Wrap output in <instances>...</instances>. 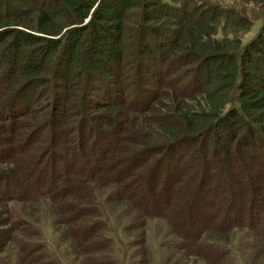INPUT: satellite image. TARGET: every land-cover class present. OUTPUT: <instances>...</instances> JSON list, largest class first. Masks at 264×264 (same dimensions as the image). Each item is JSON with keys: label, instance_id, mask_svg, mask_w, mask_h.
Masks as SVG:
<instances>
[{"label": "trees", "instance_id": "trees-1", "mask_svg": "<svg viewBox=\"0 0 264 264\" xmlns=\"http://www.w3.org/2000/svg\"><path fill=\"white\" fill-rule=\"evenodd\" d=\"M66 1L70 8L68 11L73 12L74 16L70 22H80L83 15L78 14V10L84 6L83 1ZM165 1L142 2V21L138 22L137 27L143 34L139 38L140 44L145 40L144 30L149 28L148 23L154 17L160 19L167 15L163 13L164 6H167ZM209 6L207 10L205 6L195 8L192 13L184 16L185 21L189 22L179 26L174 33L175 39L167 43L169 50L163 51L156 59L159 64L157 73L163 78L167 77L166 83L170 90L164 93L160 101L157 100L158 96L152 97L147 88L150 83L147 76L154 75L153 67L156 66L152 67V63L155 59L146 56L139 44L130 39L128 41L127 26H119V32L115 35L117 50L110 65L113 68L112 74L117 75L125 70L123 74L128 81L121 87L122 92L127 91V95L133 96L123 108V101L111 103L121 88H116L117 84L109 80L107 88L111 92L99 87L102 90L100 96L107 100L93 102L94 108L117 106L123 109L115 111L118 112V119L114 125L118 124V127L115 133L109 134V148L99 154V164L90 169L84 167L83 178L73 182L68 176L54 172L52 166L40 175L48 179L52 186L50 194L45 195L50 204L46 205L42 201L41 204L48 213L55 216L54 224L63 226L60 232L67 246H76L77 253L85 256L88 264H94L95 261L98 264L114 263L112 255H109L113 239L100 233L104 226L107 227V221L102 219L99 210L100 205L94 204L93 192L89 197L82 195L86 186L98 182L109 188L105 203L116 205L123 204L122 201L130 202L138 217L163 220L166 232L182 240L179 248L186 253L190 252L201 264H220L225 260L231 264L229 258L241 260L244 252L252 248L254 254L250 264H264V95H261L264 88V19L256 34L245 43H241L237 35L229 39H211V19L224 15L220 7L215 4ZM207 12L211 16L206 15ZM96 17L97 12L93 14V19ZM103 17L99 15L100 19ZM122 18L125 19L126 15L123 14ZM234 19H239V22ZM234 19L228 22L229 27L240 25L246 29L250 24L242 15ZM72 34L73 31L56 41L55 47H60L57 63L63 58L68 62L76 40L70 38ZM42 54L36 52L34 57L30 54L26 57L35 61ZM205 60L213 61L214 64L222 60L230 64L229 76L233 83L230 85L229 104L224 111L192 105V98H188L182 89L185 77L190 76V79L198 81ZM66 64L63 63L62 67H66ZM11 81L0 88L2 108L6 94L13 91V87L23 85L20 78L14 77ZM85 82L83 90L87 96L88 87ZM65 90L68 92V87ZM83 93L74 96L78 106L84 104ZM65 97L63 102L67 103L69 94ZM256 97L261 99L247 103ZM156 100V104L151 106ZM63 105L64 114L61 113L66 117L68 107ZM74 112H70L72 118L77 114ZM59 122L64 124L66 121L61 119ZM73 130L71 128L69 132ZM14 137L17 139L18 133ZM82 139L76 143L80 148L86 142V139ZM180 147L189 148L188 153L172 165H166L170 156ZM15 150V147L9 145L6 151L11 153ZM61 150L64 151L63 148ZM70 151V154H74L72 148ZM82 154L78 150L74 155L80 158ZM160 154L162 158L155 157ZM56 160L64 166L68 165L64 157ZM76 163L73 161L68 167ZM71 172L74 171L70 169L68 173ZM33 190H38V187L33 186ZM220 193L226 200L225 213L217 218L216 213H209L206 200L208 197H220ZM92 216H99V220L91 222ZM200 222L204 223V231L193 230ZM236 228L241 230L239 238L251 240V249L244 248L243 243L233 245V229ZM10 240L14 242L16 238L11 237ZM167 245L170 247V244ZM45 247L43 243L18 245L19 249L13 252L15 263L63 264L60 258L42 251Z\"/></svg>", "mask_w": 264, "mask_h": 264}, {"label": "rangeland", "instance_id": "rangeland-1", "mask_svg": "<svg viewBox=\"0 0 264 264\" xmlns=\"http://www.w3.org/2000/svg\"><path fill=\"white\" fill-rule=\"evenodd\" d=\"M79 1L84 4L78 10V14L83 17L80 22H70L74 16L73 12L68 11L70 8L66 0H0V88L12 82L14 77L20 78V82L23 81V85L13 87V91L6 94L1 104L4 106L0 107V264H16L13 252L22 243H43L46 247L42 251L60 258L63 264H88L85 256L77 253L76 246H67V241L61 237L63 226H56L53 222L55 216L48 213L41 204V201L46 205L50 204L45 195L50 194L52 186L48 179L40 175L43 171H49L52 166L54 172L68 176L73 182L83 178L84 167L90 169L99 164V154L109 148V134L115 133L118 127V124L114 125V121L118 119V112L115 111L122 109L133 96L127 95V91L122 92L121 87L128 81L123 74L125 70L117 75L112 74L113 68L110 65L117 50L115 35L119 32V26H127L128 41L139 44L146 56L155 59L152 63V67L156 66L153 67L154 77L147 76L150 81L147 88L152 97L158 96L157 100L160 101L164 93L170 90L166 83L167 77L163 78L157 73L159 64L156 59L163 51L169 50L167 43L175 39L174 33L179 26L189 22L185 21L184 16L192 13L195 8L205 6L207 10L211 7L209 5L215 4L221 8L224 16L211 19V39H229L237 35L241 43L256 34L264 19V0H166L167 6H164L163 13L167 15L160 19L154 17L148 23L149 28L144 30L145 40L140 44L139 38L143 34L137 27L138 22L142 21L141 6L145 0ZM172 5L174 6L171 7ZM95 12L98 18L93 19ZM207 13L206 15L211 16V13ZM100 14L104 16L102 19L99 18ZM123 14L126 15L125 19L122 18ZM199 15L200 13L196 15L197 18ZM238 15L250 21L246 29L240 25L229 27L228 22ZM233 21L238 23L239 19ZM71 31L73 34L70 38L76 39L72 54L68 62L63 58L57 63L60 47H55L56 41ZM36 52L43 53L39 60L27 59V55L34 57ZM63 63H67L66 67H62ZM203 63L198 81L190 79V76L184 78V94L192 98V105L224 111L229 104L230 85L233 83L229 76L230 64L222 60L217 64L208 60ZM109 80L119 85L116 88H121L115 101L111 103L123 101L122 108H94L95 100H107L100 94L102 90L111 92L107 88ZM83 82L88 87L89 97L85 96ZM65 87H68V92ZM82 91V97L85 96L84 104L78 106L74 102V96ZM67 93L70 99L64 103ZM261 95H264V88ZM259 99L261 98H251L247 103H254ZM157 100L150 102L151 106ZM63 104L68 107L66 117L62 116ZM72 110L77 113L74 118L70 116ZM61 119L66 122L61 124ZM70 127L74 129L71 133ZM16 133L19 137L14 139ZM82 138L86 142L80 148L76 143L83 141ZM9 145L16 149L11 151L12 154L6 151ZM71 148L74 154L78 150L82 151L80 158L70 154ZM188 151L189 148L180 147L170 156L171 159L167 160L166 165H172ZM109 154L111 152L105 157ZM58 157H64L68 165L73 161L77 163L71 167L67 163L64 166L56 160ZM155 157L162 158L161 154ZM67 169L74 172L68 173ZM33 186H37L39 191L33 190ZM92 192L95 197L94 204L100 205L102 219L107 221V227L104 226L100 233L113 239L109 253L112 255L113 264H201L190 252L186 253L179 248L182 240L166 232L163 220L138 217L130 202L122 201L123 204L116 205L105 203L104 199L106 200L110 191L108 186H102L100 182L86 186L82 195L89 197ZM32 198L36 201H31ZM206 201L209 213H216L217 218H221L226 204L221 193L220 197H208ZM92 217L91 222L99 220V216ZM203 224H196L193 230L204 231ZM240 231L238 228L233 229V245L243 243L244 248H249L251 240L239 238ZM11 237L16 240L11 242ZM251 251L254 248L244 252L241 260L229 258L231 264H250L254 254ZM223 263L227 264L226 260ZM94 264H98L97 261Z\"/></svg>", "mask_w": 264, "mask_h": 264}]
</instances>
